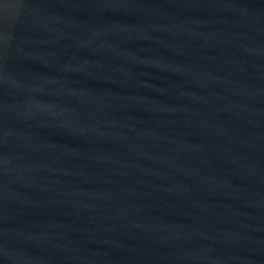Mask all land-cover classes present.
Wrapping results in <instances>:
<instances>
[{
  "label": "water",
  "instance_id": "1",
  "mask_svg": "<svg viewBox=\"0 0 264 264\" xmlns=\"http://www.w3.org/2000/svg\"><path fill=\"white\" fill-rule=\"evenodd\" d=\"M0 264H264V0H0Z\"/></svg>",
  "mask_w": 264,
  "mask_h": 264
}]
</instances>
